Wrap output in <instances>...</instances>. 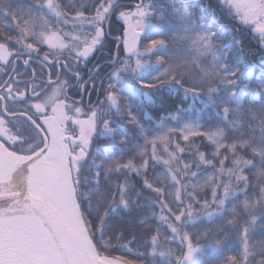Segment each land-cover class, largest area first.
I'll use <instances>...</instances> for the list:
<instances>
[{"label":"snow or ice","instance_id":"6c2138e0","mask_svg":"<svg viewBox=\"0 0 264 264\" xmlns=\"http://www.w3.org/2000/svg\"><path fill=\"white\" fill-rule=\"evenodd\" d=\"M205 7L226 22H201ZM257 53L264 0H0V264H252ZM89 85L103 99L70 96ZM100 138L118 151L98 164Z\"/></svg>","mask_w":264,"mask_h":264},{"label":"trees","instance_id":"16d2710c","mask_svg":"<svg viewBox=\"0 0 264 264\" xmlns=\"http://www.w3.org/2000/svg\"><path fill=\"white\" fill-rule=\"evenodd\" d=\"M22 2L27 3L28 0H22ZM67 2V0H66ZM86 2H89V0H86ZM160 2H167V0H160ZM180 3H185V4H191L194 6H200L201 4L207 5L209 0H179ZM211 2L214 4L215 0H211ZM125 3H128L130 5H133L135 3V0H125ZM207 21L210 25H215L216 27H219L222 23H225L222 18L218 17L216 14L215 9L211 8H202L201 9V22ZM121 26V22L113 19L112 20V25H111V31H112V36L108 37L109 42L114 40L113 38L117 35L119 28ZM256 41L255 39L252 40V44L255 45ZM113 51H115L114 45H112ZM103 55H107V47L105 48V51L102 53ZM100 53L97 54L96 59L100 58ZM254 64V72L253 75L249 78V82L252 83L253 88L255 89V85H258L260 82V77L261 75H264V59L261 58L260 54L257 53L255 56L250 57ZM94 61V60H93ZM105 82H107V77L105 76ZM182 100V95L175 97V103L179 104L180 101ZM184 107H187V104L183 105ZM188 118H192L195 116L194 113L187 114ZM170 124L175 123V121H169ZM112 141L109 140L108 138H100L96 141V144L99 146L100 151L97 152V157L99 159L96 160V162L99 164L105 160V158L109 155L108 152H105L104 149L108 148L112 152L118 151V148H113L112 147ZM183 143V142H182ZM158 169L161 168V166H157ZM195 171V169H193ZM211 169L204 170L202 169L200 172H198L197 176L191 177V182L193 184L197 182H203L205 179V174H211ZM252 178V177H250ZM243 199V197H241ZM264 219H258L257 224L255 226V230L252 232L251 236L252 239L250 243H252L255 246V253L254 257L252 259V264H260V247H261V242H264ZM132 251L133 253L137 252H143L144 251V236L143 233H139L138 235V242L135 243L132 246ZM115 254H125L129 255L131 257L132 254L126 253V252H116ZM227 254V253H225ZM211 255H217V254H211ZM164 258L161 257H156L157 261H160Z\"/></svg>","mask_w":264,"mask_h":264},{"label":"flooded vegetation","instance_id":"af4514ba","mask_svg":"<svg viewBox=\"0 0 264 264\" xmlns=\"http://www.w3.org/2000/svg\"><path fill=\"white\" fill-rule=\"evenodd\" d=\"M95 62H96L95 60L92 61V62L89 64V67H92V65H93ZM81 67H83V65H81ZM37 71H39V69H37ZM45 78H46V77H45ZM97 85H99V81H97ZM69 94H70V96H71L73 99H75V100H77V101L82 100L84 104H88L90 101H91L92 103H95L96 100H97L98 98H99V99H103V97L100 96L98 92H93V91L91 90V85H89V87H88V91H87V92H81V94H80L79 96H77V95L75 94V91H74V90H73V91H70Z\"/></svg>","mask_w":264,"mask_h":264}]
</instances>
